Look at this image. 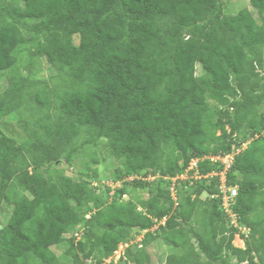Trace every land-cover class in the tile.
Instances as JSON below:
<instances>
[{
  "label": "trees",
  "instance_id": "trees-1",
  "mask_svg": "<svg viewBox=\"0 0 264 264\" xmlns=\"http://www.w3.org/2000/svg\"><path fill=\"white\" fill-rule=\"evenodd\" d=\"M248 4L0 0V264H152L155 242L162 264H264V0Z\"/></svg>",
  "mask_w": 264,
  "mask_h": 264
},
{
  "label": "rangeland",
  "instance_id": "rangeland-1",
  "mask_svg": "<svg viewBox=\"0 0 264 264\" xmlns=\"http://www.w3.org/2000/svg\"><path fill=\"white\" fill-rule=\"evenodd\" d=\"M230 1V8H232L233 11H237L239 8L243 7V6H247L249 8V10L252 12V14L254 16H256L255 10L248 4V0H229ZM50 69L45 67V75H49L50 74ZM6 84L4 81H0V91L3 90L5 88ZM6 124H8L10 127H13L12 124L8 121ZM103 156V155H102ZM115 163L112 159L107 158L105 161H103L101 163V166L99 168L100 173L104 172L106 173V175H108L113 167H114ZM69 174V172H68ZM106 184V183H105ZM108 186L115 188L117 185L120 186V184H115L112 185L111 182L107 183ZM174 193V192H173ZM2 216H0V222H2ZM235 246L242 248L244 246L243 242L241 241V239H239V237L237 236L234 240L233 243ZM65 246H58L53 248V250L57 253L60 254L63 250H64ZM122 250V246H120L118 248L117 253H115L114 255V259L116 260L119 256L120 251ZM151 263L152 264H162L164 263V259L167 256V254L170 252L169 248H167L164 244L160 243V242H155L152 246H151Z\"/></svg>",
  "mask_w": 264,
  "mask_h": 264
},
{
  "label": "clouds",
  "instance_id": "clouds-1",
  "mask_svg": "<svg viewBox=\"0 0 264 264\" xmlns=\"http://www.w3.org/2000/svg\"><path fill=\"white\" fill-rule=\"evenodd\" d=\"M214 159H220L221 161H222V163L223 164H225V169H227V167H228V164H229V162L231 161L230 159H231V157L230 156H227V157H224V158H212V160H214ZM196 166H197V160H193V161H191L190 162V164H189V166H188V171H191V170H193L194 168H196ZM215 174H211V175H205L204 177H212V176H214ZM220 176H221V185H220V189H221V194H222V207H223V209L226 211V212H228V210H227V208H228V205H224V199H223V197H224V193L222 192V188L226 191L225 193L226 194H229V191H228V189H231V188H235L236 189V191H237V187H230V186H227L226 184H225V172H223V173H221L220 174ZM182 179L183 178H185V176H182L181 177ZM199 178V176H196L195 177V179H198ZM175 180V179H174ZM228 192V193H227ZM172 196H173V198H174V193H173V190H172ZM235 197V196H234ZM233 198V197H232ZM231 200V199H230ZM231 215V214H230ZM232 216V215H231ZM240 239V238H239ZM120 246H122V250L120 251V253H119V256H118V258L115 260L114 259V257H113V260L116 262L118 259H120V257L123 255V253H124V250L126 249V245L124 246V245H120ZM119 246V247H120ZM118 251V250H117ZM115 253H117V252H115ZM115 255V254H114ZM108 261H110V259L109 260H107V262Z\"/></svg>",
  "mask_w": 264,
  "mask_h": 264
},
{
  "label": "built area",
  "instance_id": "built-area-1",
  "mask_svg": "<svg viewBox=\"0 0 264 264\" xmlns=\"http://www.w3.org/2000/svg\"><path fill=\"white\" fill-rule=\"evenodd\" d=\"M228 191H229V194H226L225 193L226 191L222 188V192L225 194L223 197L225 206L228 205L230 202V199H232V197L236 196L237 194V191L235 188L228 189Z\"/></svg>",
  "mask_w": 264,
  "mask_h": 264
},
{
  "label": "crops",
  "instance_id": "crops-1",
  "mask_svg": "<svg viewBox=\"0 0 264 264\" xmlns=\"http://www.w3.org/2000/svg\"><path fill=\"white\" fill-rule=\"evenodd\" d=\"M237 237V236H236ZM242 241V240H241ZM243 242V241H242ZM234 243V242H233ZM244 244V243H243ZM235 246V245H234ZM237 247V246H236ZM240 248V247H239ZM242 248H244V246L242 247Z\"/></svg>",
  "mask_w": 264,
  "mask_h": 264
}]
</instances>
